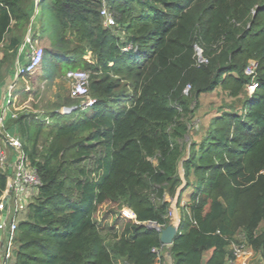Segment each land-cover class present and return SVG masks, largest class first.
<instances>
[{"label": "trees", "instance_id": "trees-1", "mask_svg": "<svg viewBox=\"0 0 264 264\" xmlns=\"http://www.w3.org/2000/svg\"><path fill=\"white\" fill-rule=\"evenodd\" d=\"M101 4L0 0V101L14 84L0 145L16 136L40 181L13 264H155L159 232L143 224L166 227V194L179 205L189 187L171 264H224L239 233L264 260V0H106L111 27ZM36 41L46 64L16 74ZM75 70L89 72L85 109L47 95Z\"/></svg>", "mask_w": 264, "mask_h": 264}, {"label": "built area", "instance_id": "built-area-1", "mask_svg": "<svg viewBox=\"0 0 264 264\" xmlns=\"http://www.w3.org/2000/svg\"><path fill=\"white\" fill-rule=\"evenodd\" d=\"M99 13L102 18L103 26L109 27L114 23V18L106 5V0H102ZM199 59L200 61L202 60L201 57ZM42 60L43 48L41 46L32 47L25 65L18 67L16 74L33 72L42 63ZM254 68L255 64L251 62L245 72L247 74H252ZM68 76L72 80L70 96L79 99L82 109L92 106L95 99L88 95L89 72L85 70H75L68 72ZM4 100H7L8 103V96L4 98ZM68 112H70L69 107L64 108L62 111V113ZM0 125H2L1 121ZM8 147H11L14 152L12 157ZM0 168L4 171L9 169L6 189L0 197L1 212L5 208L3 199L6 195H9L5 219L0 222V264H13L15 233L18 222L17 215L23 203L27 202L28 199L37 193L40 181L36 169L30 165L28 157L22 152L19 139L16 136L4 132L0 145ZM228 248L230 255L227 257L224 264L248 263L252 255V249L247 245L244 234L239 233L233 239H230ZM152 251L158 254L160 249L153 248Z\"/></svg>", "mask_w": 264, "mask_h": 264}, {"label": "rangeland", "instance_id": "rangeland-1", "mask_svg": "<svg viewBox=\"0 0 264 264\" xmlns=\"http://www.w3.org/2000/svg\"><path fill=\"white\" fill-rule=\"evenodd\" d=\"M38 1L39 0H35V5L37 4ZM35 12H36V9H34V14H35ZM26 39H28V38H26ZM36 46H41L42 47V43L41 42H37V41L36 42H33L30 45L29 52L31 51L32 47H36ZM124 49H126V48H124ZM24 62H21L20 65L24 64ZM45 64H46V59H44V61L42 62V65H45ZM39 68L31 76H35L36 74H38ZM68 72H71V71H68ZM68 72H66L65 77L62 78L61 80L60 79L55 80V83L52 86L51 90L48 91V94L47 95L52 100L55 99V94H59V95L63 96L66 93V91H70L71 86H72V80L68 76ZM10 82L12 84H10ZM14 82H15V78H14ZM9 84H10V86L8 87ZM6 86L8 88L5 87L3 89L2 94H1V97H2L1 100H3V98H6L7 96H8V98L11 97V91L13 89L14 84H13L12 81L9 80V81H7V85ZM253 86L254 85H250L249 86L250 91H252ZM188 89H189L188 87L185 89V92L186 93L188 92ZM221 97H222V94H215V93L214 94H205V95H202L201 96V99H200V102H201V105L202 106L198 110V117H199V119H195L194 123H203L204 120H205V115H204L205 114L204 113L205 111L204 110H206L207 108H209L211 105H218L219 102H220ZM64 108H67V107L66 106H62V108L60 110L63 111ZM202 115L204 116V118L201 119V116ZM181 172H182V169H181ZM191 189H192V187H189L186 190H184L185 192L183 193V194H185L183 196V199L185 198L184 200H186V203H184L186 207H188V203H189L188 202V194L191 191ZM170 199H172V198H170ZM30 200H31V198L28 199L27 202L23 203L22 208L19 210L18 215H17L18 220L23 217L22 215H23V213L26 210V205L29 203ZM177 207L180 209V219H181L180 220L181 221L180 225L184 226L185 223H186V221H187V217H186L185 212H184V206H182V205L179 204ZM105 211H106L105 214L103 213V218H104L103 220H106L107 222H109V220H111L110 213L107 210H105ZM257 262H258L257 260L256 261L254 259L252 260V263L253 264H257Z\"/></svg>", "mask_w": 264, "mask_h": 264}, {"label": "crops", "instance_id": "crops-1", "mask_svg": "<svg viewBox=\"0 0 264 264\" xmlns=\"http://www.w3.org/2000/svg\"><path fill=\"white\" fill-rule=\"evenodd\" d=\"M22 48H23V45H21L20 51L22 50ZM26 57L28 59V55ZM27 59L25 60L24 64L26 63ZM24 64H22V66ZM9 86L10 85H8V87ZM9 100H11V99L9 98ZM4 104H7V100L5 101L4 98H3V100L0 101V109L2 110V112L4 111V115H5V113L7 111V108L4 110V108H3ZM184 192L185 191H182V194H181L182 195L181 196V200L182 201H180L181 203H179L182 206H185L184 203H186V200H184L185 198L183 199V196L185 195V194H183ZM178 194H179V191L176 193L175 197L172 198V199H170V197L167 194L165 196L166 200L171 202L170 215L169 216H170V223L173 224V225H180V223H181V221H180L181 220L180 219V209L177 207L178 206V204H177ZM168 247L169 246H163V249H161L160 252H159L160 253L159 259L157 260V262L155 264H171L170 255H169V253L167 252V249H166ZM251 256L252 257H250V259H249L247 264H253L252 263L253 259L255 261L256 260L258 261L257 264H264V260L261 258V256L258 253L252 251V255Z\"/></svg>", "mask_w": 264, "mask_h": 264}, {"label": "water", "instance_id": "water-1", "mask_svg": "<svg viewBox=\"0 0 264 264\" xmlns=\"http://www.w3.org/2000/svg\"><path fill=\"white\" fill-rule=\"evenodd\" d=\"M196 50L198 54L201 55V50L199 48H196ZM27 53H29V50L27 51ZM74 108L75 107H71L69 108V110L71 111ZM8 199H9V195H6L5 198L3 199L5 203V208L1 211L0 222L4 221L5 219L6 206H7ZM143 225L146 226L147 228H154L155 230L159 232V239L163 246H170L173 243L178 233V228H179V225H173L171 223H169L166 227H163V228L158 226L155 222H148V223H144ZM0 240H1V231H0ZM202 263H204V259Z\"/></svg>", "mask_w": 264, "mask_h": 264}, {"label": "clouds", "instance_id": "clouds-1", "mask_svg": "<svg viewBox=\"0 0 264 264\" xmlns=\"http://www.w3.org/2000/svg\"><path fill=\"white\" fill-rule=\"evenodd\" d=\"M28 54H29V53H28ZM197 55H198V56H201V55L198 54V52H197ZM69 108H70V107H69Z\"/></svg>", "mask_w": 264, "mask_h": 264}]
</instances>
